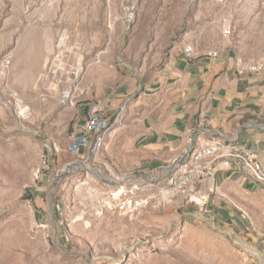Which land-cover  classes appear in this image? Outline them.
Instances as JSON below:
<instances>
[{"label": "rangeland", "instance_id": "374dc122", "mask_svg": "<svg viewBox=\"0 0 264 264\" xmlns=\"http://www.w3.org/2000/svg\"><path fill=\"white\" fill-rule=\"evenodd\" d=\"M43 41L45 62H19ZM188 44L264 68V0H0V264H264L262 188L170 200L161 168L68 151L92 86L112 70L152 82Z\"/></svg>", "mask_w": 264, "mask_h": 264}, {"label": "crops", "instance_id": "0c3cea01", "mask_svg": "<svg viewBox=\"0 0 264 264\" xmlns=\"http://www.w3.org/2000/svg\"><path fill=\"white\" fill-rule=\"evenodd\" d=\"M208 53L188 58L183 49L175 51L152 82L114 70L108 75L113 79L97 89L90 80L86 86L87 90L93 87L91 95L78 107L72 131L77 132L84 123L89 102L112 117L124 105L121 120L112 125L102 146L103 153L122 168H159L181 155L190 146L189 139L193 144L217 139L218 130L225 138H235L239 145L255 151L264 167V68L241 73L240 65L248 62L236 53L223 49L215 58ZM19 54L20 63L37 60L41 65L47 47L43 41L23 47ZM215 181L234 199L264 190L239 163L217 171Z\"/></svg>", "mask_w": 264, "mask_h": 264}, {"label": "built area", "instance_id": "2783aa9c", "mask_svg": "<svg viewBox=\"0 0 264 264\" xmlns=\"http://www.w3.org/2000/svg\"><path fill=\"white\" fill-rule=\"evenodd\" d=\"M183 52L188 58H194L199 55L191 44L185 45ZM208 55L215 58L218 56V51L211 50ZM53 66H55V63ZM259 69V65L248 62L241 64L238 70L244 73L247 71L256 72ZM81 72V67H74L71 72L72 77L77 78ZM68 98L69 92L63 91L61 101H65ZM16 101L17 106L20 107V113H24L26 109L23 105V99L18 97ZM124 111L125 106L121 105L112 117L108 114L107 110L98 104L89 102L86 108L84 123L77 132H73L70 136L68 151L80 159L99 157L105 135L114 123L121 120ZM201 117L204 118L203 114H201ZM202 123V120H200L198 123L199 128H201ZM217 133L219 135L217 139L199 144H193V141L189 139L190 146L181 155L176 156L166 165L159 167L162 171H166V177L163 178V181H166V185L160 186L158 189L167 198L171 200L175 196L181 195L193 200L194 196L199 195L203 199L207 196L203 192L208 193L219 188V185L215 181L216 172L229 170L237 163L247 171L249 177L254 182L264 188V167L257 159L256 152L239 145L235 138H225L219 130ZM40 170V166L34 170L35 179H39L41 175ZM139 171L147 173L149 170L139 169ZM109 176V180L114 183H119L123 180V176L119 174H109ZM130 178L136 179L137 182L146 181L140 174L131 176ZM155 179L158 180V178ZM155 179L151 178L150 181H155ZM138 189L137 184H134L131 186L130 192H136ZM123 191L124 187H120L117 192L112 193V197ZM233 205L240 211L241 217L245 218L247 216V213L242 208L234 203Z\"/></svg>", "mask_w": 264, "mask_h": 264}]
</instances>
